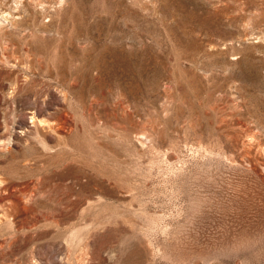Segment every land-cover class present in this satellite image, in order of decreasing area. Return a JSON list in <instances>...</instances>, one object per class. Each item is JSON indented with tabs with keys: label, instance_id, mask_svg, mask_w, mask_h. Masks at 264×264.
Returning a JSON list of instances; mask_svg holds the SVG:
<instances>
[{
	"label": "rangeland",
	"instance_id": "obj_1",
	"mask_svg": "<svg viewBox=\"0 0 264 264\" xmlns=\"http://www.w3.org/2000/svg\"><path fill=\"white\" fill-rule=\"evenodd\" d=\"M0 264H264V0H0Z\"/></svg>",
	"mask_w": 264,
	"mask_h": 264
},
{
	"label": "bare ground",
	"instance_id": "obj_2",
	"mask_svg": "<svg viewBox=\"0 0 264 264\" xmlns=\"http://www.w3.org/2000/svg\"><path fill=\"white\" fill-rule=\"evenodd\" d=\"M49 123V122H48ZM41 124V123H40ZM35 127V126H34ZM5 215H6V213H5Z\"/></svg>",
	"mask_w": 264,
	"mask_h": 264
}]
</instances>
